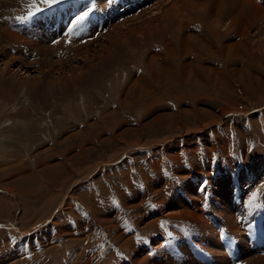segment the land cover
<instances>
[{
	"label": "rangeland",
	"instance_id": "374dc122",
	"mask_svg": "<svg viewBox=\"0 0 264 264\" xmlns=\"http://www.w3.org/2000/svg\"><path fill=\"white\" fill-rule=\"evenodd\" d=\"M136 1L0 0V264H264V0Z\"/></svg>",
	"mask_w": 264,
	"mask_h": 264
},
{
	"label": "crops",
	"instance_id": "0c3cea01",
	"mask_svg": "<svg viewBox=\"0 0 264 264\" xmlns=\"http://www.w3.org/2000/svg\"><path fill=\"white\" fill-rule=\"evenodd\" d=\"M145 1H147V0H144V2H145ZM222 2H224V1H223V0H220L219 5H218V6L220 7V8L218 7L219 9H222V8H223V6L221 7V4H220V3H222ZM231 3H232V2L230 1V4H231ZM236 3H237V2H236ZM142 4H143V3H142ZM231 5H232V4H231ZM236 5H237V4H235L234 6L232 5L233 10H234V8L236 7ZM229 7H230V5H229ZM229 10H230V9H229ZM233 10H232V11H233ZM218 11H219V10H217V12H218ZM221 11H222V10H220L218 13H220Z\"/></svg>",
	"mask_w": 264,
	"mask_h": 264
},
{
	"label": "bare ground",
	"instance_id": "6f19581e",
	"mask_svg": "<svg viewBox=\"0 0 264 264\" xmlns=\"http://www.w3.org/2000/svg\"><path fill=\"white\" fill-rule=\"evenodd\" d=\"M232 3H233V2H232ZM234 3H235V2H234ZM234 3L232 4L233 6L235 5ZM232 5L230 4V7H231V9L233 10V7H232ZM230 11H231V10H230ZM25 89H26V88H25Z\"/></svg>",
	"mask_w": 264,
	"mask_h": 264
}]
</instances>
